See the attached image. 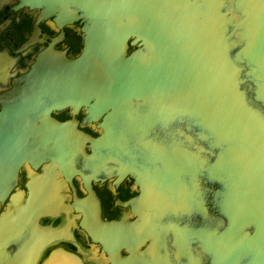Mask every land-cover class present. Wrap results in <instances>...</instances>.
Returning a JSON list of instances; mask_svg holds the SVG:
<instances>
[{"label": "water", "instance_id": "obj_1", "mask_svg": "<svg viewBox=\"0 0 264 264\" xmlns=\"http://www.w3.org/2000/svg\"><path fill=\"white\" fill-rule=\"evenodd\" d=\"M64 2L86 19L84 48L76 59L41 52L8 93L0 198L26 161L60 164L67 179L76 173L88 183L130 173L143 187L129 201L140 221L103 220L91 190L93 238L113 264L159 259L154 245L170 232L178 249L187 246L179 258L204 253L211 264H264V0ZM69 105L88 106L102 133L92 137L53 118ZM29 212L25 205L6 216L20 227ZM168 215L188 226L162 237L151 231L148 223ZM128 225L136 231L125 233ZM148 241L153 251L137 256L134 243Z\"/></svg>", "mask_w": 264, "mask_h": 264}, {"label": "flooded vegetation", "instance_id": "obj_2", "mask_svg": "<svg viewBox=\"0 0 264 264\" xmlns=\"http://www.w3.org/2000/svg\"><path fill=\"white\" fill-rule=\"evenodd\" d=\"M52 1L38 5L25 0H0V115L15 82L32 68L41 52L52 48L69 59H76L82 53L86 19L79 6L65 4L64 0L62 4ZM62 8L75 11V16H61L58 11ZM52 116L58 121L74 123L92 137L102 133L101 120L93 121L88 106L75 111L69 105L53 111ZM86 150L91 152L89 146ZM91 190L100 201L103 220H124L128 224L140 221L142 211L129 204L143 193L134 175L114 172L105 180L88 183L83 175L76 173L71 180L67 179L64 166L51 161L36 165L24 162L15 187L5 199L0 198V264H44L50 257L59 259L55 251L68 253L81 264H113L111 255L93 238ZM204 200L206 208V195ZM25 205L30 209L28 220L15 227L13 217H7L6 213ZM169 219L175 221L172 215L165 216L163 221ZM183 219L189 221L188 217ZM124 231L130 233L136 229L128 225ZM174 241V233L170 232L154 245V251L151 241L144 245L136 242L133 246L137 256L152 251L157 256L166 251L169 259H139L126 264H211L204 253L198 261L179 258L180 250ZM129 254L128 248L121 250L122 257Z\"/></svg>", "mask_w": 264, "mask_h": 264}, {"label": "rangeland", "instance_id": "obj_3", "mask_svg": "<svg viewBox=\"0 0 264 264\" xmlns=\"http://www.w3.org/2000/svg\"><path fill=\"white\" fill-rule=\"evenodd\" d=\"M148 226H149V228L151 229V231H153V232H156V231H158L160 234H161V237L164 235V233H167L168 232V230L169 229H181V230H185V225L184 226H182V227H180L179 225H178V223H176V221H170V219L168 220V221H163V219L162 220H159L157 223H156V225L154 224V223H151V225L148 223L147 224ZM195 230H199V229H194L193 228V230H192V232L191 233H193ZM157 233V232H156ZM175 233H176V231H175ZM195 233V232H194ZM176 235V234H175ZM177 237H178V235H176ZM163 247H164V245H163ZM178 250H180V252L181 253H183V254H185L186 255V251H187V246L185 245V244H183V245H181L180 247H179V249ZM189 256L190 257H192V256H196L197 254H196V252H193V251H190L189 250ZM198 256V255H197ZM169 259V255H168V253L165 251H162V253L161 254H159V259Z\"/></svg>", "mask_w": 264, "mask_h": 264}, {"label": "bare ground", "instance_id": "obj_4", "mask_svg": "<svg viewBox=\"0 0 264 264\" xmlns=\"http://www.w3.org/2000/svg\"><path fill=\"white\" fill-rule=\"evenodd\" d=\"M55 254L59 257V259H52V257H50V259H47V262L44 264H81L77 263L78 260L76 261L75 257L69 255L68 253L55 251Z\"/></svg>", "mask_w": 264, "mask_h": 264}]
</instances>
